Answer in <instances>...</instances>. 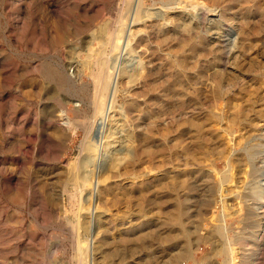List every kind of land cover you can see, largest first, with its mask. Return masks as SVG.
I'll use <instances>...</instances> for the list:
<instances>
[{
  "label": "rangeland",
  "instance_id": "rangeland-1",
  "mask_svg": "<svg viewBox=\"0 0 264 264\" xmlns=\"http://www.w3.org/2000/svg\"><path fill=\"white\" fill-rule=\"evenodd\" d=\"M177 1L142 0L158 24L126 22L105 60L113 104L71 133L62 109L84 106L60 79L79 82L92 34L114 27L122 0H0V264H79L76 238L94 264H226L223 245L230 264H264V0ZM164 31L171 40L149 58ZM147 68L148 88L127 77ZM82 140L98 155L87 159ZM175 146L202 164L177 175Z\"/></svg>",
  "mask_w": 264,
  "mask_h": 264
},
{
  "label": "bare ground",
  "instance_id": "bare-ground-1",
  "mask_svg": "<svg viewBox=\"0 0 264 264\" xmlns=\"http://www.w3.org/2000/svg\"><path fill=\"white\" fill-rule=\"evenodd\" d=\"M133 1L134 0H122V5L121 7L118 8V11H117V16L114 18L115 20V24L113 25L114 27L112 28H108L107 25L106 27H101V24L102 23H99V26L97 27V30L92 34V38L95 39L98 43L97 46L95 45V48H92V46H90V42L88 43V47H87V50L89 51V53H87L86 57L82 59V62H81V68H83V72L80 71V67L76 68L75 70V75H76V78L79 80V82L77 83L76 82V79H72L71 76H65V75H62L61 77V85H62V89L64 91V93H68L69 90L71 89L72 90V93L76 94L79 96V99L81 101V103L83 104L84 106V110H80V109H77V108H74L73 111V115H68L65 111V109H62V111H64L66 114V120H63L61 122H63V129H69L72 132L75 131V129L77 127H85L86 125L87 126H90V122L91 120H89L85 115H87V111L88 110H91V112L93 111V115L95 116L92 120L94 119H98L97 116L99 117H102V115H104L106 112H107V109L109 107H111V105L113 104L112 102L114 101L115 99V94H117V86H116V79L114 77V73H113V67H110L109 63L108 65L106 64L105 65V60L108 56V52H109V55H110V51L111 50H114L116 48L119 47V45H121V43L119 44V42L121 41V37L125 35V26H127L126 22H128V27L130 26L129 23H132L134 24L135 22L137 23V21H141V27L140 28H143L144 30L146 29H149V28H153L154 26H156V24H158L157 20L154 18V14H152V12H149V11H145L142 7H141V2L142 0H137L135 6L133 7ZM177 1V0H176ZM179 1V0H178ZM177 1V2H178ZM183 1V0H182ZM181 1V2H182ZM202 1V0H201ZM180 2V1H179ZM178 2V3H179ZM184 3V2H183ZM201 3V2H200ZM186 4V3H185ZM184 4V5H185ZM193 4V3H192ZM119 5V3H118ZM176 5V4H175ZM197 5H200V4H197ZM158 6V5H157ZM193 6V5H192ZM188 7V6H187ZM194 9V8H193ZM205 9V8H204ZM160 10H162L160 8ZM145 11V12H144ZM159 11V10H158ZM156 11L155 14L158 12ZM154 12V11H153ZM161 12V11H160ZM160 12L158 13L160 15ZM167 12V11H166ZM144 15H146V18H142ZM130 16H131V19H130ZM152 18H151V17ZM156 16V15H155ZM158 16V15H157ZM163 18V17H162ZM130 19V20H129ZM170 19V22H172V24H176V21H175V16H171L169 17ZM203 21V20H202ZM202 23V22H201ZM126 24V25H125ZM131 24V25H132ZM104 25V24H103ZM127 27V29H128ZM131 27V26H130ZM125 30V31H124ZM140 32V31H139ZM136 33V32H135ZM138 33V31H137ZM130 35V34H129ZM128 35V36H129ZM181 38H182V41H186V35L184 33H181ZM127 36V37H128ZM171 37H172V34L170 33H166L165 31L158 34V36L153 39L154 41V44L153 45H149L148 44H145V46L148 48V57L149 58H153L155 53H156V47H159L161 46L162 44H166L167 42H169L171 40ZM123 39V38H122ZM90 41H91V38H90ZM84 44V43H83ZM130 44V43H129ZM94 46V45H93ZM127 46V45H126ZM130 46V45H129ZM129 48V47H127ZM171 50V49H170ZM87 51V52H88ZM134 51V50H133ZM113 54H115L113 52ZM112 54V55H113ZM116 55V54H115ZM84 57V56H83ZM109 57V56H108ZM111 58V56H110ZM114 59H117L116 57ZM112 59H110L109 61H111ZM116 61V60H115ZM114 61V62H115ZM108 62V61H107ZM111 63V62H110ZM139 63H140V60H139ZM77 65V63H76ZM113 66V65H112ZM129 67V66H128ZM126 67L129 71V68ZM115 68V67H114ZM131 68V67H130ZM113 69V70H112ZM121 69V68H120ZM118 69V70H120ZM125 69V68H123ZM137 69V68H136ZM134 70V68H133ZM151 68H147L146 69V72L144 74H141V72H138V71H131L133 72L132 74H130L129 76H127L128 78H130V80H133L135 81L138 76H142L144 78V82L142 83V86H145L146 88L150 87V85L152 84L151 81H154V79L151 78L152 76V72H151ZM122 71V70H121ZM120 73V72H118ZM122 73V72H121ZM129 74V72H128ZM117 75V71H116V74ZM120 75V74H119ZM124 76V75H123ZM122 77V76H121ZM120 79V78H119ZM128 83V81L126 82ZM129 84V83H128ZM215 86H216V90L217 89H220V86H221V80L220 79H216L215 80ZM115 103V102H114ZM110 109V108H109ZM168 113V115L170 117L174 116V108H173V104H170L167 109L165 111H163V113ZM62 114V113H61ZM92 113H90V116H91ZM160 114V113H158ZM157 114V115H158ZM93 117V116H92ZM64 118V117H63ZM87 120H89L90 122L87 124ZM97 121V120H96ZM150 121V123H149ZM148 121V124H147V130H155L157 133H163V129L161 126H159L156 121L154 120V118H150ZM187 121L190 122V120L188 119ZM65 122V123H64ZM95 123V122H94ZM87 128V127H86ZM92 128V126H90V129ZM62 129V130H63ZM89 129V131H90ZM64 131V130H63ZM68 131V130H66ZM65 131V132H66ZM86 131V130H85ZM89 133V132H88ZM117 133V132H116ZM86 134V133H85ZM84 134V135H85ZM128 135V134H127ZM47 138V137H46ZM90 138V137H89ZM130 138V137H129ZM84 139V138H83ZM87 139V137H86ZM83 142V140H82ZM113 142V141H112ZM107 143V142H106ZM82 143H80L81 145ZM130 144V143H129ZM126 145V143H125ZM83 151L85 150L86 151V155L85 157L90 158V156L92 154H94V156H97V150L92 146V143L91 142H87L84 141L83 142V145H81ZM106 146V145H105ZM127 146V145H126ZM103 148V147H102ZM122 148V147H121ZM106 149V148H105ZM129 149V148H128ZM107 150V149H106ZM81 151V150H80ZM99 151V150H98ZM101 151V150H100ZM129 151V150H128ZM104 152H106L105 150L104 151H101L100 152V155L102 156V154H104ZM114 152V151H113ZM133 152H134V149H133ZM126 153V152H125ZM83 154V153H82ZM110 154V153H109ZM93 155L91 157H94ZM104 157L106 156L103 155ZM118 154L115 156L117 157ZM112 157V155L110 156ZM109 157V158H110ZM123 157V155H122ZM127 157V156H126ZM129 157V156H128ZM83 158V157H82ZM80 160V159H79ZM83 160V159H82ZM91 160V159H90ZM110 160V159H109ZM118 160H119V157L117 158V160L115 161L114 158L112 160L111 158V165L110 167L108 168V171H103L102 174H104L101 178V180L103 179H106L107 175L109 176V172H112L113 171V168L115 167V163L117 162L118 164ZM203 160V159H202ZM81 161V160H80ZM83 162V161H82ZM87 162V161H86ZM79 163V162H77ZM92 163V162H91ZM173 163H174V168L176 170V174H184L185 176L191 171V168L193 167V164L194 163H197L196 165H201V161L200 159H195L193 157V153H192V149L190 148H180V147H177L175 146L173 148ZM105 164V163H104ZM109 164V163H108ZM78 165V164H77ZM82 166V165H81ZM87 166V165H86ZM64 167V166H63ZM78 167V166H77ZM80 167V166H79ZM83 167V166H82ZM81 167V168H82ZM89 167V166H88ZM117 167V166H116ZM69 169H71L69 167ZM68 169V171H70ZM74 169V168H72ZM71 169V170H72ZM107 168H105L106 170ZM78 171V169L76 170H73L72 172H70L68 174V177H67V183L69 185H71V187L73 188L74 186H76V182L79 180H76V172ZM91 171V170H90ZM67 173V172H66ZM80 174V173H79ZM93 174V173H92ZM66 176V175H65ZM79 176H77L78 178ZM66 178V177H65ZM85 178V177H84ZM86 180V179H85ZM84 180V181H85ZM65 181V182H66ZM83 181V180H82ZM81 181V182H82ZM100 181V179H99ZM80 182V181H78ZM104 182V181H103ZM64 183V182H63ZM65 184V183H64ZM68 185V186H69ZM67 186V187H68ZM80 186V185H79ZM69 188V187H68ZM71 189V188H70ZM74 190V189H73ZM240 190V189H239ZM69 192H71V190H68ZM82 192V191H81ZM91 194V193H90ZM86 199V198H85ZM233 204V203H232ZM87 206V205H86ZM101 212V211H100ZM101 214V213H100ZM237 219V218H236ZM77 221V220H76ZM75 221V222H76ZM87 221V220H86ZM88 222V221H87ZM67 223V222H66ZM71 222H69V225H70ZM221 223V222H220ZM240 223V222H239ZM83 224V223H82ZM79 225V224H78ZM67 226V225H66ZM218 227V231H223L222 230V226H217ZM84 228V227H83ZM82 228V229H83ZM86 230V233L85 234H88V236H90L92 234V232L90 233V230L89 228H85ZM217 231V232H218ZM73 232H75L73 230ZM81 232V231H80ZM84 232V231H83ZM77 233V231H76ZM222 233V232H221ZM224 233V232H223ZM222 233V234H223ZM75 234V233H73ZM94 234V233H93ZM219 234V233H218ZM84 235V234H83ZM76 236V235H75ZM85 236V235H84ZM221 236V235H220ZM87 237V236H85ZM217 238V237H216ZM85 239V238H84ZM91 239V238H90ZM213 239V238H212ZM227 239V238H226ZM85 240H88V239H85ZM74 241V240H73ZM92 241V240H91ZM222 241V240H221ZM227 241V240H226ZM82 240L80 238H76V243H75V250L77 251L76 254L79 255V253H83L82 255L80 254V256L83 257V255L85 256L84 258V261L82 260V257H78L77 255L73 254L74 256H77V260H79V264H89L90 262V259L89 257H91V262L92 264H94V257H93V254L94 252H87L86 253V250H87V247L86 245L83 243L81 244ZM228 242V241H227ZM85 243H88L87 241ZM218 243V242H217ZM224 244V242H223ZM84 245V246H83ZM91 245V243H90ZM89 245V246H90ZM188 246V245H187ZM219 246V244L217 245V247ZM224 246V245H223ZM221 247V250L222 252H224L225 256L227 257V259L225 258V262L226 264H230L229 259V256H230V249L227 247L225 248L226 246L224 247ZM91 247V246H90ZM220 247V246H219ZM218 250V248H215ZM233 249V248H232ZM210 253V252H209ZM235 253V251H234ZM232 255V254H231ZM234 256V255H233ZM242 256V255H241ZM244 256V255H243ZM247 256V255H246ZM93 257V258H92ZM256 257V255H255ZM224 258V257H223ZM235 258V257H234ZM243 258V257H242ZM93 259V260H92ZM185 259V258H184ZM254 259V258H253ZM241 261V260H240ZM239 261V262H240ZM236 262V260H235ZM252 262L247 260V259H244L243 261H241V264H251Z\"/></svg>",
  "mask_w": 264,
  "mask_h": 264
}]
</instances>
